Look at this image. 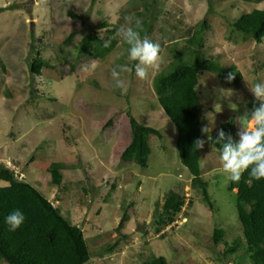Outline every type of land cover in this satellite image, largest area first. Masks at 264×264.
<instances>
[{
    "label": "rangeland",
    "instance_id": "rangeland-1",
    "mask_svg": "<svg viewBox=\"0 0 264 264\" xmlns=\"http://www.w3.org/2000/svg\"><path fill=\"white\" fill-rule=\"evenodd\" d=\"M253 9L264 10V0H0V167L81 228L90 253L86 264H142L152 256L170 264H250L236 189L229 190L221 152L208 137L231 119L237 142L241 128L250 127L244 116L255 97L248 83L264 82V38L259 44L245 39L232 24ZM127 17L132 26L147 21V37L161 48L160 69H150L145 79L137 77L129 47L117 35ZM202 21L204 57L235 74L230 83L228 74L198 75L201 126L209 127L199 166L210 204L179 161L176 129L153 88L157 74L190 58L196 46L187 41L197 37ZM103 22L117 29L109 37L115 47L103 59L80 54L82 38L100 33ZM37 54L50 66L40 75L30 72ZM125 64L132 71L121 73L122 93L111 72ZM128 114L159 132L149 137L146 167L120 159L131 138ZM52 169L60 172V185L52 183ZM170 192L185 204L159 226L156 217ZM214 230L222 231L218 243ZM234 242L236 250L228 253Z\"/></svg>",
    "mask_w": 264,
    "mask_h": 264
},
{
    "label": "trees",
    "instance_id": "trees-1",
    "mask_svg": "<svg viewBox=\"0 0 264 264\" xmlns=\"http://www.w3.org/2000/svg\"><path fill=\"white\" fill-rule=\"evenodd\" d=\"M246 3H259L262 0H241ZM73 18L76 14L69 12ZM141 36L148 35L150 25L142 21ZM115 27V26H114ZM233 30L242 33L245 39L250 38L261 43L264 38V10L253 9L242 14L232 24ZM206 22L202 21L196 31L197 37L187 43L196 46L190 51L188 60L178 59L168 68L157 74L153 79L156 100L165 115L174 125L177 132L176 148L178 158L191 176V184L200 188L201 195L210 204L206 190V183L201 179L200 159L201 150L193 148L194 141L202 138L200 99L196 90L198 75L204 71L215 74L218 78L231 73L217 62L204 57L203 41L200 36L206 29ZM105 31V39L113 36L117 29L107 22L98 26ZM108 47L103 46L99 31L90 32L82 38L78 50L80 54L89 55L95 59L105 58L115 47L116 40L111 39ZM128 46V45H127ZM129 47V46H128ZM186 49V48H184ZM179 52L178 55H182ZM134 65L136 62H133ZM50 67L37 54L32 58L30 72L40 75L42 68ZM258 106L256 100L246 107L252 111ZM129 124L131 138L120 155L123 162L146 167L150 154V135L159 136V132L151 127L138 123L130 114ZM226 135L235 140V126L233 119L219 126ZM212 136L211 145L221 152L222 144L215 140L218 134ZM237 142V141H236ZM52 183L60 185L61 174L58 170H50ZM0 180L8 185L0 187V259L6 264H86L90 260V253L81 228L72 225L58 208L46 199L29 183L18 179L14 172L6 167H0ZM236 189L235 206L239 223L242 227L243 239L249 252L250 264H264V179L256 180L244 172L238 182L230 180L229 190ZM185 200L177 193L170 192L164 199L162 213L157 214V225L166 226L171 217L181 210ZM19 209L25 216L23 225L13 231L6 223V217ZM121 220L119 227L123 225ZM222 237L221 230H214V242L218 243ZM238 246L234 242L228 249L232 253ZM142 264H170L162 256H152Z\"/></svg>",
    "mask_w": 264,
    "mask_h": 264
},
{
    "label": "clouds",
    "instance_id": "clouds-1",
    "mask_svg": "<svg viewBox=\"0 0 264 264\" xmlns=\"http://www.w3.org/2000/svg\"><path fill=\"white\" fill-rule=\"evenodd\" d=\"M132 24V18L127 17L126 26L122 25L117 35L129 46L128 60L136 62L134 68L137 77L145 79L150 69L152 71L160 69L162 63L161 48L159 44L153 43L146 35L141 36L143 26L139 19L135 20L134 26ZM99 35L103 41V46L108 47L111 41L104 38L102 29ZM118 67L119 70L116 68L112 70L111 76L115 82V87L121 89L122 93H126L127 87L121 78V73L131 72L132 68L127 64ZM234 79V73H228L226 76V81L229 83ZM248 86L249 91L258 102V106L254 107L250 114L244 116L250 127L241 128L238 132V142L233 141L232 137L226 135L222 129L215 140L217 144H222L220 160L223 172L234 182H238L246 171L253 179H264V82H258L254 85L248 83ZM201 132L202 134H209V127H202ZM208 139L212 141L210 135ZM205 143L204 139L197 138L193 148L201 150ZM24 221L25 216L19 209L14 210L6 217V223L13 231L19 229Z\"/></svg>",
    "mask_w": 264,
    "mask_h": 264
}]
</instances>
